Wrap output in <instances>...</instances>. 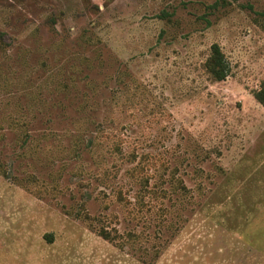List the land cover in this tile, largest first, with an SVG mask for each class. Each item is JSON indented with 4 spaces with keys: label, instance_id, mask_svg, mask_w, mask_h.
Returning <instances> with one entry per match:
<instances>
[{
    "label": "rangeland",
    "instance_id": "rangeland-1",
    "mask_svg": "<svg viewBox=\"0 0 264 264\" xmlns=\"http://www.w3.org/2000/svg\"><path fill=\"white\" fill-rule=\"evenodd\" d=\"M0 36V264H264V0H0Z\"/></svg>",
    "mask_w": 264,
    "mask_h": 264
},
{
    "label": "trees",
    "instance_id": "trees-1",
    "mask_svg": "<svg viewBox=\"0 0 264 264\" xmlns=\"http://www.w3.org/2000/svg\"><path fill=\"white\" fill-rule=\"evenodd\" d=\"M205 67L215 81H223L229 76L230 65L225 53L218 43H213L211 45V52L207 58ZM254 95L255 98L264 106V80L261 88L257 90Z\"/></svg>",
    "mask_w": 264,
    "mask_h": 264
}]
</instances>
